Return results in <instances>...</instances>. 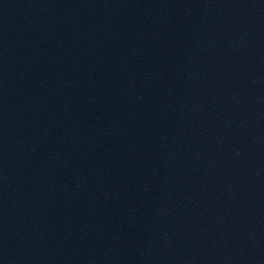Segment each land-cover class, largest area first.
Segmentation results:
<instances>
[{
	"label": "water",
	"instance_id": "obj_1",
	"mask_svg": "<svg viewBox=\"0 0 264 264\" xmlns=\"http://www.w3.org/2000/svg\"><path fill=\"white\" fill-rule=\"evenodd\" d=\"M0 264H264V0H0Z\"/></svg>",
	"mask_w": 264,
	"mask_h": 264
}]
</instances>
